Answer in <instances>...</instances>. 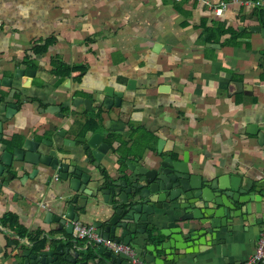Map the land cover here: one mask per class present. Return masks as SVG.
<instances>
[{
  "label": "crops",
  "instance_id": "1",
  "mask_svg": "<svg viewBox=\"0 0 264 264\" xmlns=\"http://www.w3.org/2000/svg\"><path fill=\"white\" fill-rule=\"evenodd\" d=\"M223 1L228 7L218 16L214 7ZM255 6L245 0H0V78L14 77L12 86H1L0 96L5 100L15 86L13 99L19 103L7 119L1 102L0 116L7 120L0 155L5 143L13 150V135L63 142L55 135L66 128L69 138L105 133L104 141L111 143L104 164L108 174L126 171V161L144 163L164 138L165 145L175 141V151L164 153L177 158L187 150L196 173L264 179V144L251 132L253 124L254 131L264 126V25L251 17ZM204 23L224 24L238 34L208 40ZM50 38L46 53L36 54L34 47ZM53 57L86 66L82 79L55 75ZM17 68L31 71L16 75ZM60 77L71 86L58 84ZM108 87L122 97L121 106H104ZM74 96L92 99L93 109L82 103L65 113L43 111ZM100 108L104 128L83 135L86 111L90 116ZM111 134L117 136L111 140ZM82 145L65 147L78 151ZM30 166L20 173L11 168L14 180L0 189V264H23L24 251L37 250L30 235L22 237L1 223L5 213L17 214L28 234L45 232V247H88L57 222L46 221V210L57 203L59 210L63 193ZM82 220L92 224V217ZM263 230L264 202L259 210L253 204L251 219L243 218L234 229L223 227L210 249L191 251L190 263L246 260Z\"/></svg>",
  "mask_w": 264,
  "mask_h": 264
},
{
  "label": "water",
  "instance_id": "2",
  "mask_svg": "<svg viewBox=\"0 0 264 264\" xmlns=\"http://www.w3.org/2000/svg\"><path fill=\"white\" fill-rule=\"evenodd\" d=\"M258 27V26H254ZM215 45V44H214ZM31 69L17 68L16 75L30 74ZM12 76L0 78L2 85L12 86ZM67 86L69 80L58 79ZM18 89L13 86L5 96L6 118H12L19 109L13 98ZM103 104L106 108L122 104V97L111 88ZM93 109L90 98L74 96L43 111L60 112L63 108L80 106ZM0 116V142L3 141L4 120ZM264 127V126H263ZM258 134L264 144V132ZM54 139L11 137L13 150L1 147L0 189L10 186L15 173L34 165V172L48 175L54 188L62 191L63 204L56 210L52 205L46 210V221L57 222L72 234L76 222L92 217V224L108 239L133 245L141 251L144 260L154 264H191V251L210 249L217 243L223 227L234 229L243 218L251 219L253 204L256 209L264 202V179H254L239 174L230 179L210 178L194 172L186 150L176 158L175 141L160 138L152 156L138 164L126 161V171L119 175L104 172V164L111 154V143L104 141L105 133L91 132L76 138L67 137L61 128ZM60 138H59V137ZM78 151L65 146H76ZM69 218V219H68ZM82 251L78 246L44 247L24 251L23 264H134L120 254L98 244Z\"/></svg>",
  "mask_w": 264,
  "mask_h": 264
},
{
  "label": "trees",
  "instance_id": "3",
  "mask_svg": "<svg viewBox=\"0 0 264 264\" xmlns=\"http://www.w3.org/2000/svg\"><path fill=\"white\" fill-rule=\"evenodd\" d=\"M251 17H255L257 19H259V21L264 25V7L260 6V5H256L255 8L252 11ZM205 32L208 33L207 39L208 40H220V38L222 37V35H224L225 33H232L233 35H235V33L238 34V32H235V30H233V28L231 27H227L224 24H219L218 26H216V24L214 26H207L206 23H204L203 25ZM53 39L50 38L46 44H42V45H37L34 47V52L36 54H44L47 51V44L52 42ZM29 63L33 62L32 66H35V62L34 60H32L31 58H29ZM51 64H52V69L55 72V75H67V76H71L74 77V79L76 81H80L83 77V71L87 68L86 66H82V65H71L68 64L66 62H63L60 58L58 57H53L51 60ZM80 91H76V94H80ZM68 110H70L69 107L63 108L61 110V112L65 113ZM87 116L86 119L84 121V123L82 124L81 127V132L83 135H85L88 131H97V130H101L104 128L103 126V110L100 108L97 112H93L92 114L89 116L88 112L86 111ZM117 136L114 134H111V140L112 137ZM1 223L4 226H10L15 228V230L18 232V234L22 237H25L26 235H30V242H32V248L34 249H41L44 248L47 243H48V235H46L45 232L43 231H36L35 234L31 235L28 234V228L26 226H24L23 224L20 223L18 215L15 213H5L4 216L1 218ZM10 238H9V242H10ZM78 242L80 243H85L84 240H78ZM91 244L88 245V247H90Z\"/></svg>",
  "mask_w": 264,
  "mask_h": 264
},
{
  "label": "built area",
  "instance_id": "4",
  "mask_svg": "<svg viewBox=\"0 0 264 264\" xmlns=\"http://www.w3.org/2000/svg\"><path fill=\"white\" fill-rule=\"evenodd\" d=\"M249 4L260 5L264 7V0H245ZM228 7V2L223 1L220 5L214 7L216 15L222 16ZM72 238L75 240H84L85 245L104 244L118 254L126 255L134 264H150L146 262L139 254L138 250L131 244L117 242L106 238L93 224L76 222L72 232ZM235 264H264V230L261 232L254 253L246 260Z\"/></svg>",
  "mask_w": 264,
  "mask_h": 264
}]
</instances>
